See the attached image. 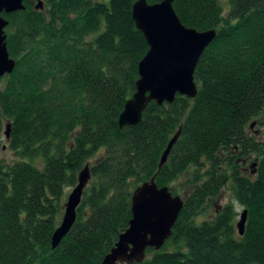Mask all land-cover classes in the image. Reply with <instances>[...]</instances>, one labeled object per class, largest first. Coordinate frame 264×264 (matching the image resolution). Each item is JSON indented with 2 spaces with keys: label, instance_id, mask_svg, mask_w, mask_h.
I'll return each instance as SVG.
<instances>
[{
  "label": "trees",
  "instance_id": "1",
  "mask_svg": "<svg viewBox=\"0 0 264 264\" xmlns=\"http://www.w3.org/2000/svg\"><path fill=\"white\" fill-rule=\"evenodd\" d=\"M137 1L25 0V11L2 15L16 68L0 80V153L10 125L15 156L0 163V264H102L129 228L134 191L156 177L181 197L174 183L186 173L172 236L141 264H264V141L250 134L264 116V0H175L184 26L217 32L195 71L198 94L153 102L121 129L149 50L132 18ZM86 166L76 223L52 249ZM229 186L248 212L243 236L232 205L209 215Z\"/></svg>",
  "mask_w": 264,
  "mask_h": 264
},
{
  "label": "water",
  "instance_id": "2",
  "mask_svg": "<svg viewBox=\"0 0 264 264\" xmlns=\"http://www.w3.org/2000/svg\"><path fill=\"white\" fill-rule=\"evenodd\" d=\"M157 1L149 4L147 0H139L132 9V18L144 35L149 50L138 66L136 91L119 117L121 129L139 125L144 111L153 102L159 106L171 104L178 95L195 99L198 94L194 78L196 68L217 36L215 30L199 32L184 26L173 7L175 0ZM35 6L37 10L44 8L42 1ZM25 10V0H0V80L11 75L16 68V61L10 57L7 47L6 28L9 21L2 15ZM254 126L255 123H252L251 128ZM5 136L9 141L10 125L6 127ZM180 136L181 130L169 142L161 157L159 171L167 164ZM256 165L251 166L252 174L256 173ZM90 180L91 172L86 166L67 198L61 224L52 236V249L61 244L75 225L77 209ZM183 206L181 197L173 196L167 187L157 186L156 177L138 187L131 199L129 228L120 235L102 264H141L147 258L148 249L160 251L171 238ZM247 218L245 210L237 223L240 236L244 235Z\"/></svg>",
  "mask_w": 264,
  "mask_h": 264
},
{
  "label": "rangeland",
  "instance_id": "3",
  "mask_svg": "<svg viewBox=\"0 0 264 264\" xmlns=\"http://www.w3.org/2000/svg\"><path fill=\"white\" fill-rule=\"evenodd\" d=\"M228 0H224V3L227 4ZM37 5V3H36ZM2 83L3 81H0V88H2ZM255 123V126L252 128V130H255L257 132H259L258 135H254V133L251 130V125L252 123ZM251 125H250V134L254 137H256L257 139H259L260 141H264V116L258 120H254ZM6 131V130H5ZM5 145H4V150L0 153V163L3 162L4 164H11L13 162V158L15 157L13 152L11 150L8 149L7 146V140H5ZM255 164L254 161L249 160L246 163V169H251V166ZM190 173H186L185 175L181 176L179 178V180H177L174 183V188L176 189V191L180 194V196L182 198H185L189 193H190V189L188 186V181L190 180L189 175ZM188 175V176H187ZM72 189L68 190L67 192V198L69 196V194L71 193ZM232 205L234 207V209L236 210L238 216L235 220V223H237L240 219V215L243 213L244 208L237 202L233 191L231 189V186L225 188L219 195V197L216 199L215 203L212 206V209L209 211V215H213L214 212L220 211V209H222L223 207ZM215 209V210H214ZM167 247L169 249H171V247L169 246V244L167 245Z\"/></svg>",
  "mask_w": 264,
  "mask_h": 264
},
{
  "label": "flooded vegetation",
  "instance_id": "4",
  "mask_svg": "<svg viewBox=\"0 0 264 264\" xmlns=\"http://www.w3.org/2000/svg\"><path fill=\"white\" fill-rule=\"evenodd\" d=\"M251 130H252V128H251ZM252 132L254 133V135H258L259 134V132L255 131V130H252ZM246 171H249V169H246Z\"/></svg>",
  "mask_w": 264,
  "mask_h": 264
}]
</instances>
